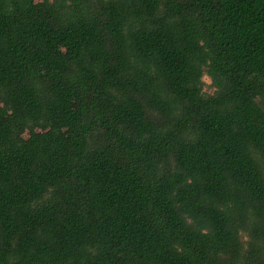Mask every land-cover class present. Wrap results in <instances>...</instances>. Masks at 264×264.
I'll return each mask as SVG.
<instances>
[{
  "label": "trees",
  "instance_id": "trees-1",
  "mask_svg": "<svg viewBox=\"0 0 264 264\" xmlns=\"http://www.w3.org/2000/svg\"><path fill=\"white\" fill-rule=\"evenodd\" d=\"M0 264H264V0H0Z\"/></svg>",
  "mask_w": 264,
  "mask_h": 264
},
{
  "label": "rangeland",
  "instance_id": "rangeland-1",
  "mask_svg": "<svg viewBox=\"0 0 264 264\" xmlns=\"http://www.w3.org/2000/svg\"><path fill=\"white\" fill-rule=\"evenodd\" d=\"M34 1H35V3H38L40 0H34ZM51 47H53V45H51ZM57 48H58L59 51L64 52L63 46H59ZM204 82H205V90L207 92H212V89L209 87V85H210L209 78L208 77H204ZM89 96H90V94H89Z\"/></svg>",
  "mask_w": 264,
  "mask_h": 264
}]
</instances>
